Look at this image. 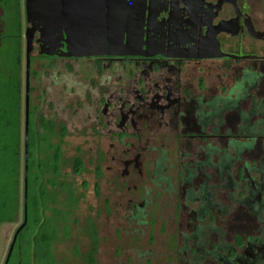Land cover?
I'll list each match as a JSON object with an SVG mask.
<instances>
[{"label": "flooded vegetation", "instance_id": "obj_1", "mask_svg": "<svg viewBox=\"0 0 264 264\" xmlns=\"http://www.w3.org/2000/svg\"><path fill=\"white\" fill-rule=\"evenodd\" d=\"M36 2L28 73L27 0L18 32L3 30L18 43L23 134L27 95L38 149L61 167L65 138L82 136L125 218L174 205L192 229L180 250L264 264V0ZM235 204L252 218L239 246L227 236Z\"/></svg>", "mask_w": 264, "mask_h": 264}, {"label": "rangeland", "instance_id": "obj_2", "mask_svg": "<svg viewBox=\"0 0 264 264\" xmlns=\"http://www.w3.org/2000/svg\"><path fill=\"white\" fill-rule=\"evenodd\" d=\"M7 9L0 5V36H3V23L7 22V18L4 17ZM8 29L7 31L5 29L6 35L10 34ZM7 51L13 53L10 47H6ZM23 105H25V100L21 101V107ZM19 112L22 143L20 153L21 157L25 158L22 108ZM47 113L44 111L43 114L47 115ZM63 142L62 161L64 163L61 165V174L68 176L66 179L72 184L71 189L74 198L70 199L67 193L55 188L53 193L56 194L57 204L50 203L48 209L43 211V215L47 218L54 214L53 211L67 213L68 215V218L63 217L58 222L56 237L51 243V254L55 264H85L84 259H86V256L92 258L93 264H214L209 263V261L194 259L191 252L180 250L182 236L192 230L187 224L186 219L188 217L184 215L183 211L179 215L181 217L177 219L172 215V211L175 209L174 205L170 209L163 205L162 210H169V212H165L162 218L150 219L149 216L143 221H133L125 218L123 210L120 208V202L113 199V192L107 182L108 180L102 177L100 179L95 178L94 166L91 163V157L93 158L94 154L89 152L88 147L84 145V138L82 136H72L65 138ZM30 150H32L31 146ZM35 150L34 153L38 156V160L42 161L43 152L40 153L37 145ZM38 150L39 154L36 153ZM250 157L252 164L259 162V149ZM77 158L81 160L83 170L80 174L74 175L72 165ZM22 162L23 159H21L19 176L20 207L16 220L11 224L0 225V264L5 262L13 236L22 225ZM46 180L53 181L49 173L45 174L43 184H46ZM46 189L52 191L48 186H46ZM73 200H75V204H73ZM180 203L182 204V202ZM243 210L235 204L230 209L231 216L226 218L229 226H231L227 233L228 241L231 242L233 238L236 246L241 245L240 242L247 233H251L247 232L246 229L251 226L252 218L247 219ZM226 219L220 216L217 218L220 229L227 224L222 223ZM89 222L96 227V242L94 243L96 247H94L89 236L85 234ZM214 240L215 238H213ZM217 240L219 241L218 238ZM28 241L29 233L22 232L18 247V253L21 252L18 258L20 264L37 263L30 258ZM189 247H191V244H189Z\"/></svg>", "mask_w": 264, "mask_h": 264}, {"label": "trees", "instance_id": "obj_3", "mask_svg": "<svg viewBox=\"0 0 264 264\" xmlns=\"http://www.w3.org/2000/svg\"><path fill=\"white\" fill-rule=\"evenodd\" d=\"M17 0H0V5L8 8L5 11L7 22L3 20V30H9V35L18 32L19 9L16 5ZM10 9V10H9ZM2 18V17H1ZM5 31V33H7ZM14 42V44H13ZM6 47H10L13 53L6 52ZM17 39L14 37L0 36V225L11 224L16 220V215L20 207V165L23 159V210L22 225L16 241L13 245L11 256L3 264H20L18 259L21 252L18 253L19 242L22 232L29 233V254L32 261L36 264H55L51 254V243L56 237L57 225L61 218H68L67 213L54 212L50 218L43 215V211L48 209L50 203L57 204L55 188L61 192L67 193L71 199L74 198L71 189L72 184L67 181V175L61 174V167L53 166L58 163V157L52 159L48 150L43 153V160H38L34 151L38 146L39 137L36 133L29 130L28 133V150L26 159L20 153L22 147L20 134V106L21 90L19 82V56L17 52ZM12 65V67H11ZM44 140V139H43ZM46 146L50 143L45 139ZM253 143L250 147H252ZM30 146L32 150H30ZM39 150L36 152L37 154ZM82 162L76 159L72 165V172L78 175L82 172ZM54 168V169H53ZM58 178V182L46 180L43 184L45 174L49 173L50 178ZM26 177V182L24 178ZM46 186L52 191H48ZM75 204V200H73ZM86 236L94 244L96 242V227L91 222L87 224L85 230ZM96 247V244H94ZM19 254V255H18ZM16 260V261H15ZM15 261V262H14ZM92 258L86 256L85 264H93Z\"/></svg>", "mask_w": 264, "mask_h": 264}, {"label": "water", "instance_id": "obj_4", "mask_svg": "<svg viewBox=\"0 0 264 264\" xmlns=\"http://www.w3.org/2000/svg\"><path fill=\"white\" fill-rule=\"evenodd\" d=\"M45 1L48 2V0H45ZM50 6H51V4H49V5L46 4V6H43L42 9L45 10V12L48 14L51 11ZM38 7H39V3L36 2V0H27V17H28V22L31 23V27H29L27 29V31H26V71H27V73H28V69H29V54L31 52L32 36L37 30L36 21H37V18H38L37 17L38 16L37 15V8ZM44 17H46V16H44ZM27 149H28V119H27V95H26V113H25V123H24L25 174H26ZM24 182H26V177L24 178ZM23 227H24V225H21L17 229V231L15 232V234L13 236V239H12V242H11V245H10L9 254H8L7 258H6V262L8 261V259L10 257V254L12 252L13 245H14V243L16 241V238H17L19 232L23 229Z\"/></svg>", "mask_w": 264, "mask_h": 264}]
</instances>
